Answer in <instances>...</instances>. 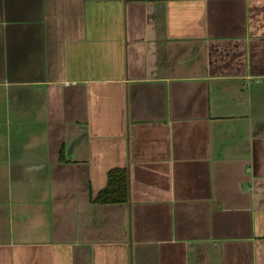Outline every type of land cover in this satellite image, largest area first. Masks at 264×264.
I'll return each instance as SVG.
<instances>
[{"label": "crops", "instance_id": "1", "mask_svg": "<svg viewBox=\"0 0 264 264\" xmlns=\"http://www.w3.org/2000/svg\"><path fill=\"white\" fill-rule=\"evenodd\" d=\"M0 264H264V0H0Z\"/></svg>", "mask_w": 264, "mask_h": 264}, {"label": "trees", "instance_id": "2", "mask_svg": "<svg viewBox=\"0 0 264 264\" xmlns=\"http://www.w3.org/2000/svg\"><path fill=\"white\" fill-rule=\"evenodd\" d=\"M129 190L127 169L111 170L106 187L94 198L99 204L127 203Z\"/></svg>", "mask_w": 264, "mask_h": 264}]
</instances>
